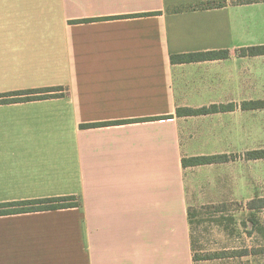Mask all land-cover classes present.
<instances>
[{
	"label": "crops",
	"instance_id": "0c3cea01",
	"mask_svg": "<svg viewBox=\"0 0 264 264\" xmlns=\"http://www.w3.org/2000/svg\"><path fill=\"white\" fill-rule=\"evenodd\" d=\"M236 1L0 0V94L63 89L0 105V204L79 203L0 216V264L244 263L242 216L217 235L190 215L241 206L264 140V55L238 53L264 46V2ZM197 157L229 160L183 165Z\"/></svg>",
	"mask_w": 264,
	"mask_h": 264
},
{
	"label": "rangeland",
	"instance_id": "374dc122",
	"mask_svg": "<svg viewBox=\"0 0 264 264\" xmlns=\"http://www.w3.org/2000/svg\"><path fill=\"white\" fill-rule=\"evenodd\" d=\"M261 138V137H260ZM252 148L249 151H244V154L249 158L248 154H254L264 151V140L256 144H249ZM227 158L225 161H228ZM244 180L242 191L241 206H224V207H204L190 211L191 218L202 220L206 223L193 222V226H201L202 230L208 234L215 231L218 235V230L226 229L230 224L218 221V215L242 216L241 223L235 224V229L243 233L242 255L244 256L243 264H264V158L252 159L250 169L244 167ZM200 216V217H199ZM196 217H199L196 219ZM234 229V228H233ZM214 234V236H215ZM217 239V236H215ZM197 246L199 248L200 246ZM196 253V258H209L213 254Z\"/></svg>",
	"mask_w": 264,
	"mask_h": 264
},
{
	"label": "trees",
	"instance_id": "16d2710c",
	"mask_svg": "<svg viewBox=\"0 0 264 264\" xmlns=\"http://www.w3.org/2000/svg\"><path fill=\"white\" fill-rule=\"evenodd\" d=\"M264 2V0H237L236 4H250V3H259ZM225 6L224 3H207L203 6H200L203 9L218 8ZM241 56H258L264 55V46L243 48L238 52ZM230 56V52L227 50L221 51H210L205 53H192V54H182L172 56L171 60L174 64L190 63L196 61L204 60H218L226 59ZM63 90L62 88H47L43 90H26L20 92H12L7 94H0V105H8L14 103H23L36 100H44L54 97H62V95L56 94L57 91ZM254 107H264V103L254 104ZM217 111V108L211 110H181L178 112L180 115H196V114H206L210 112ZM137 120L128 121L125 123H135ZM147 121V120H142ZM109 125H117L116 123H102V124H93V125H83L82 127H102ZM250 159H262L264 158V151L250 154ZM226 157H197L184 159L183 165L188 166H199L206 164H213L225 161ZM79 203L75 202L74 197H62V198H47L39 199L28 202H13L8 204H0V216L9 215V214H19V213H29V212H42L48 210H58V209H67L78 207Z\"/></svg>",
	"mask_w": 264,
	"mask_h": 264
}]
</instances>
